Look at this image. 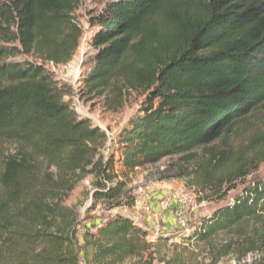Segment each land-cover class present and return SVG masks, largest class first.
<instances>
[{
  "label": "trees",
  "instance_id": "obj_1",
  "mask_svg": "<svg viewBox=\"0 0 264 264\" xmlns=\"http://www.w3.org/2000/svg\"><path fill=\"white\" fill-rule=\"evenodd\" d=\"M197 1L187 19L176 0H110L95 17L97 51L83 84L102 90L121 78L149 96L109 159L94 162L91 145L106 134L79 117L65 99L70 91L43 64L72 60L82 0H0V264H123L150 252L149 232L121 214L78 239V216L66 199L71 175L90 166L98 201L121 198L125 181L108 187L119 178L168 157L191 161L200 148L211 157L202 201L225 200L235 183L259 170L264 130L254 132L227 177L217 172L231 149L208 145L229 140L264 112V0ZM24 56L36 61L17 60ZM262 219L259 181L204 219L192 238L206 242Z\"/></svg>",
  "mask_w": 264,
  "mask_h": 264
},
{
  "label": "rangeland",
  "instance_id": "obj_2",
  "mask_svg": "<svg viewBox=\"0 0 264 264\" xmlns=\"http://www.w3.org/2000/svg\"><path fill=\"white\" fill-rule=\"evenodd\" d=\"M110 0H82L74 13L73 23L78 27L79 47L72 60L67 64L55 65L46 62L44 67L51 71L54 78L66 86L70 92L66 101L76 111L80 118L91 121L94 127L106 134V138L91 145L94 162H106L113 153L112 146H116L119 133L128 124L130 119L140 111L146 103L149 93L144 88H134L124 79H114L105 89L91 90L82 82V76L89 72L94 64L97 49L92 41L98 30L94 19L105 8ZM176 10L187 19L196 12L197 0H176ZM17 60L36 61L33 56L20 57ZM264 130V112L252 116L229 135V140L219 139L208 147H218L220 150L231 149V158L228 165L218 176H228L234 165L247 153V146L251 144L255 131ZM228 141V142H227ZM14 152L15 147H9ZM196 157L191 161H182L180 156L168 157L160 162L149 164L130 173L128 178H119L108 185L112 187L118 181H125V188L120 199L115 201H98L94 199L96 179L90 173V166L86 174L71 175V185L74 187L68 192L66 205L77 213L78 239L81 241L90 228L96 233V226L102 219L130 213L136 202L145 194L165 188L172 194L187 193L200 199L201 181L204 170L210 163V155L205 148L195 152ZM43 168L50 173H56L55 167L44 163ZM211 169L213 167L211 166ZM216 172V169L214 170ZM246 183L237 184L225 200L205 201L206 205L191 218L189 230H165L160 225L158 230L149 232V241L154 245L150 252L129 259L123 264H253L264 259V219L260 222H248L231 232L218 233L206 242H199L192 238L196 227L210 217L217 209L234 202L248 186L264 181V161L258 171L253 172ZM164 198V194L160 199ZM133 205V206H132ZM145 211V210H144ZM142 213V211H140ZM175 259L177 261L173 262ZM84 264V260H82Z\"/></svg>",
  "mask_w": 264,
  "mask_h": 264
},
{
  "label": "crops",
  "instance_id": "obj_3",
  "mask_svg": "<svg viewBox=\"0 0 264 264\" xmlns=\"http://www.w3.org/2000/svg\"><path fill=\"white\" fill-rule=\"evenodd\" d=\"M164 194V198L160 199V196ZM173 194L170 190L165 188L152 191L148 194L146 203L149 205L150 211H144L142 207H133L130 213L136 210L132 215H128L137 225L150 232L156 231L159 225L165 230H179L176 222L175 210L177 208L176 202H174L173 208L170 211H165L161 208V202L171 197ZM142 211V213H140ZM100 223V222H99Z\"/></svg>",
  "mask_w": 264,
  "mask_h": 264
},
{
  "label": "built area",
  "instance_id": "obj_4",
  "mask_svg": "<svg viewBox=\"0 0 264 264\" xmlns=\"http://www.w3.org/2000/svg\"><path fill=\"white\" fill-rule=\"evenodd\" d=\"M148 194L149 193L145 194L140 201L136 202V207H142L147 212L150 211L149 205L146 203ZM174 202H176L177 205L174 214L178 227L184 231H188L191 218L197 217V213L205 207L206 203L205 201L202 203L198 202L196 196L187 193H180L173 194L171 197L164 199L161 202V208L165 211H170L173 208ZM197 230L198 228L196 227V231Z\"/></svg>",
  "mask_w": 264,
  "mask_h": 264
}]
</instances>
